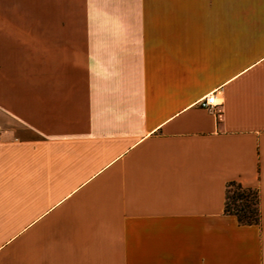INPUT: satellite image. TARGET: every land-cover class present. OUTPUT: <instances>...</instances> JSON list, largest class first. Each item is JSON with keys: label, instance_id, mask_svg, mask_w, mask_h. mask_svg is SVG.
<instances>
[{"label": "crops", "instance_id": "0c3cea01", "mask_svg": "<svg viewBox=\"0 0 264 264\" xmlns=\"http://www.w3.org/2000/svg\"><path fill=\"white\" fill-rule=\"evenodd\" d=\"M0 126V264H264V0H0Z\"/></svg>", "mask_w": 264, "mask_h": 264}, {"label": "trees", "instance_id": "16d2710c", "mask_svg": "<svg viewBox=\"0 0 264 264\" xmlns=\"http://www.w3.org/2000/svg\"><path fill=\"white\" fill-rule=\"evenodd\" d=\"M225 214L235 216L240 225H260L261 198L257 188L232 181L226 187Z\"/></svg>", "mask_w": 264, "mask_h": 264}, {"label": "built area", "instance_id": "2783aa9c", "mask_svg": "<svg viewBox=\"0 0 264 264\" xmlns=\"http://www.w3.org/2000/svg\"><path fill=\"white\" fill-rule=\"evenodd\" d=\"M201 107L206 109H214L218 106L217 97L215 93H211L205 98H203L200 102ZM2 136H3V128L0 126V144L2 142Z\"/></svg>", "mask_w": 264, "mask_h": 264}]
</instances>
